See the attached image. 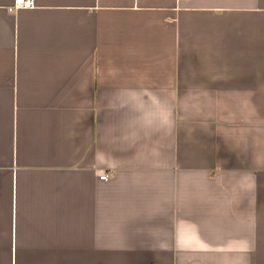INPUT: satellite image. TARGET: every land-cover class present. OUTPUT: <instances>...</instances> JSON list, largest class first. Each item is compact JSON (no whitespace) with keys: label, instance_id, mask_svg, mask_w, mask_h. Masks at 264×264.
<instances>
[{"label":"crops","instance_id":"obj_1","mask_svg":"<svg viewBox=\"0 0 264 264\" xmlns=\"http://www.w3.org/2000/svg\"><path fill=\"white\" fill-rule=\"evenodd\" d=\"M14 2L0 264H264V0Z\"/></svg>","mask_w":264,"mask_h":264},{"label":"built area","instance_id":"obj_2","mask_svg":"<svg viewBox=\"0 0 264 264\" xmlns=\"http://www.w3.org/2000/svg\"><path fill=\"white\" fill-rule=\"evenodd\" d=\"M34 5V0H15L14 5L12 7L13 11H17L22 8H31ZM100 179L102 181L107 180V175L103 174Z\"/></svg>","mask_w":264,"mask_h":264}]
</instances>
